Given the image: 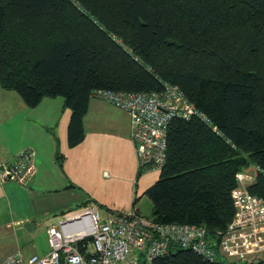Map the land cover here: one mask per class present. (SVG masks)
I'll list each match as a JSON object with an SVG mask.
<instances>
[{
  "label": "trees",
  "instance_id": "obj_1",
  "mask_svg": "<svg viewBox=\"0 0 264 264\" xmlns=\"http://www.w3.org/2000/svg\"><path fill=\"white\" fill-rule=\"evenodd\" d=\"M165 83L201 116L168 126L165 164L145 191L151 219L204 226L216 242L238 172L259 168L247 189L264 199V0H0V84L29 107L63 97L71 147L94 89ZM224 260L174 246L151 264Z\"/></svg>",
  "mask_w": 264,
  "mask_h": 264
},
{
  "label": "crops",
  "instance_id": "obj_2",
  "mask_svg": "<svg viewBox=\"0 0 264 264\" xmlns=\"http://www.w3.org/2000/svg\"><path fill=\"white\" fill-rule=\"evenodd\" d=\"M71 113L63 97L44 98L29 107L0 84V165L11 164L25 148L35 151L34 173L24 187L0 180V264L15 253L24 262L44 255L49 245L37 248L34 236L43 231L48 241V227L80 206L94 204L105 215L134 211L152 220L146 214L151 210L152 215L153 204L149 208L143 199L160 171L139 174L129 113L90 97L83 139L74 147L68 143ZM246 168L242 172L252 181L245 185H250L259 168ZM247 260L262 261L264 252Z\"/></svg>",
  "mask_w": 264,
  "mask_h": 264
},
{
  "label": "built area",
  "instance_id": "obj_3",
  "mask_svg": "<svg viewBox=\"0 0 264 264\" xmlns=\"http://www.w3.org/2000/svg\"><path fill=\"white\" fill-rule=\"evenodd\" d=\"M90 97L129 113L139 173L160 171L164 166L167 130L173 119L188 120L200 114L181 88L171 83L140 92L98 88ZM34 157L35 151L25 148L11 164H1V182L26 185L34 173ZM236 179L238 185L231 191L235 213L227 228L218 232L216 242L201 225L154 222L134 211L103 217L98 206L89 204L65 212L48 227L49 249L44 255L24 262L15 253L1 264H140L141 260L151 264L174 246L190 249L208 263L216 262L219 254L234 260L233 264H264L247 260L264 252V199L247 189L245 183L251 177L240 171Z\"/></svg>",
  "mask_w": 264,
  "mask_h": 264
},
{
  "label": "rangeland",
  "instance_id": "obj_4",
  "mask_svg": "<svg viewBox=\"0 0 264 264\" xmlns=\"http://www.w3.org/2000/svg\"><path fill=\"white\" fill-rule=\"evenodd\" d=\"M248 168H246V170H247ZM154 173H155V171H153ZM157 172V171H156ZM12 182H14V183H16L15 181H12ZM16 184H18V183H16ZM18 185H20V186H25V185H21V184H18ZM145 202H149V208H150V204H153L152 203V201L149 199V197L147 196V195H145V197H144V199H143ZM143 201V202H144ZM144 207H146V205H145V203H144V205H143ZM149 208H146V211H147V209L149 210ZM151 212V210H149V212H148V214H146L147 215V217H149V218H151V215L149 214ZM101 215L104 217L105 216V214H104V212H101ZM150 215V216H149ZM10 239L12 240V233H11V237H10ZM34 240H35V244H37L38 246H37V248H43V247H46V244H48L47 242V239L44 237V234H43V231L40 233V234H38V235H35L34 236ZM91 248H92V250L94 249L92 246H91ZM229 260H232V259H229Z\"/></svg>",
  "mask_w": 264,
  "mask_h": 264
}]
</instances>
